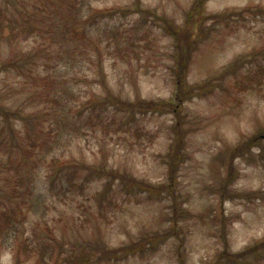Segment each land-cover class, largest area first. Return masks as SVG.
Masks as SVG:
<instances>
[{"label": "rangeland", "instance_id": "1", "mask_svg": "<svg viewBox=\"0 0 264 264\" xmlns=\"http://www.w3.org/2000/svg\"><path fill=\"white\" fill-rule=\"evenodd\" d=\"M55 1L0 0V264H264V0Z\"/></svg>", "mask_w": 264, "mask_h": 264}, {"label": "trees", "instance_id": "2", "mask_svg": "<svg viewBox=\"0 0 264 264\" xmlns=\"http://www.w3.org/2000/svg\"><path fill=\"white\" fill-rule=\"evenodd\" d=\"M52 3V5H57V2L55 0H50ZM81 0H60L61 2V8L62 7H66L67 4L70 5V6H75L77 3H79ZM47 2L49 3V0H47ZM201 2L202 0H199L198 3L196 4L195 6V9H198L200 6H201ZM47 4V3H45ZM49 5V4H48ZM76 7H78L76 5ZM100 12V11H99ZM95 12H88V14L81 20V18H77V26H76V23H74L73 25V32L75 34L77 33H80L77 29L79 28V26H82L83 29H81V35L83 36V38L87 39L89 38V32L86 28L88 27H92L93 25H95L97 22V18H98V15H94ZM80 19V21H79ZM100 19V18H99ZM13 22L14 20L10 19L9 21V29L11 30L12 29V26H13ZM4 26H5V22L0 18V42L2 41V39L5 37V31H4ZM6 29V27H5ZM45 26L43 25H37V24H20L19 26V33L21 34H27V38L30 37L31 35H36L37 36H42L44 37L45 35L44 34H48V32L45 30ZM13 30V29H12ZM18 30V29H17ZM77 32V33H76ZM11 37H16L17 36V31H12L11 33ZM12 63V59L8 60L5 64H2L0 66V71L1 69H4V70H8V68L10 67V64ZM14 65V64H11V66ZM18 67L19 68H22L24 67L22 64L18 63ZM101 104H104V101L101 102ZM159 105V104H158ZM142 110H144L145 112H148V111H153V112H159V107L158 106H151V108H142ZM12 130V129H10ZM12 139L13 137H17L19 134L16 133L14 130H12ZM11 133H9L7 131V128L6 127H0V149H6L8 148L10 145H11V139H9V137L11 138ZM31 136H30V133L27 131L26 129V137H25V140L28 142V145L29 147L26 149V153H27V156H28V159H30V155L29 156V153H32L33 152V148H35V146L32 145V142H31ZM10 148V147H9ZM61 166H62V169L61 171H68L71 167V163L70 164H64L62 165L61 163H59ZM67 173V172H66ZM132 186H130L128 183H125L124 184V193L125 195H130L131 193H133L134 187H138L141 191L146 189L149 193L153 194V195H159V192L158 190H155L153 188H150V187H144L140 184H131ZM3 215H5L3 213ZM216 264H222L221 261H218Z\"/></svg>", "mask_w": 264, "mask_h": 264}]
</instances>
